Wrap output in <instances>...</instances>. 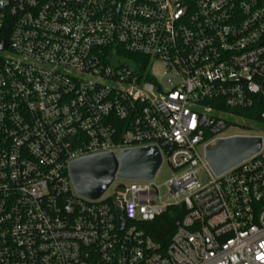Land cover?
Here are the masks:
<instances>
[{
    "label": "built area",
    "instance_id": "1",
    "mask_svg": "<svg viewBox=\"0 0 264 264\" xmlns=\"http://www.w3.org/2000/svg\"><path fill=\"white\" fill-rule=\"evenodd\" d=\"M4 40L0 264H264V0H0ZM239 135L261 149L217 175ZM153 145L154 178L76 190L73 161ZM180 205L163 245L144 225Z\"/></svg>",
    "mask_w": 264,
    "mask_h": 264
},
{
    "label": "water",
    "instance_id": "2",
    "mask_svg": "<svg viewBox=\"0 0 264 264\" xmlns=\"http://www.w3.org/2000/svg\"><path fill=\"white\" fill-rule=\"evenodd\" d=\"M7 48V41L0 50ZM262 147V138L257 136H232L220 138L206 147L211 168L220 175L249 158ZM158 146H145L123 150L119 156L102 153L75 160L70 173L76 190L89 198L101 197L112 183L119 179H152L162 164ZM124 221L121 218V226Z\"/></svg>",
    "mask_w": 264,
    "mask_h": 264
},
{
    "label": "trees",
    "instance_id": "3",
    "mask_svg": "<svg viewBox=\"0 0 264 264\" xmlns=\"http://www.w3.org/2000/svg\"><path fill=\"white\" fill-rule=\"evenodd\" d=\"M263 105H258L253 109V118L261 121L260 110ZM186 213L184 205L171 206L167 211L156 220L145 223L147 232L158 242L166 245L171 240L172 234L176 229V222Z\"/></svg>",
    "mask_w": 264,
    "mask_h": 264
},
{
    "label": "rangeland",
    "instance_id": "4",
    "mask_svg": "<svg viewBox=\"0 0 264 264\" xmlns=\"http://www.w3.org/2000/svg\"><path fill=\"white\" fill-rule=\"evenodd\" d=\"M264 134V130L262 132ZM173 173V169L170 167L169 163L167 160L164 161L160 173L159 175L155 178V181L162 185V192L165 193L166 192V187L164 186V183L171 177ZM198 179L201 182H206L209 180V173L208 171L204 168L201 167L200 171L197 174ZM120 183H125V184H129L130 180H126V179H119L117 178L112 186L109 188V190L106 192V195L109 196L111 195L114 190L116 189V187L120 184Z\"/></svg>",
    "mask_w": 264,
    "mask_h": 264
}]
</instances>
